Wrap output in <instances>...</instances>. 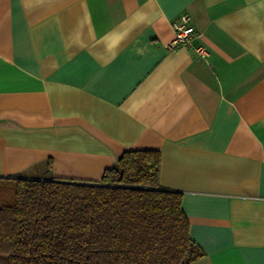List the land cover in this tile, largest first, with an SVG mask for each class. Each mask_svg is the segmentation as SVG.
<instances>
[{"label":"crops","instance_id":"crops-1","mask_svg":"<svg viewBox=\"0 0 264 264\" xmlns=\"http://www.w3.org/2000/svg\"><path fill=\"white\" fill-rule=\"evenodd\" d=\"M139 149L189 264H264V0H0V177L99 181Z\"/></svg>","mask_w":264,"mask_h":264},{"label":"trees","instance_id":"trees-1","mask_svg":"<svg viewBox=\"0 0 264 264\" xmlns=\"http://www.w3.org/2000/svg\"><path fill=\"white\" fill-rule=\"evenodd\" d=\"M159 166L139 149L99 181L0 177V264H189L203 251Z\"/></svg>","mask_w":264,"mask_h":264},{"label":"built area","instance_id":"built-area-1","mask_svg":"<svg viewBox=\"0 0 264 264\" xmlns=\"http://www.w3.org/2000/svg\"><path fill=\"white\" fill-rule=\"evenodd\" d=\"M173 37L165 44V48L172 50L180 44H191L193 38L196 36L194 26L189 24V17L186 14H182L179 20L173 22ZM197 52L200 55L206 53V48L200 46L197 48Z\"/></svg>","mask_w":264,"mask_h":264}]
</instances>
